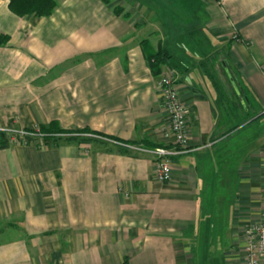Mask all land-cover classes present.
Segmentation results:
<instances>
[{
    "label": "crops",
    "instance_id": "crops-1",
    "mask_svg": "<svg viewBox=\"0 0 264 264\" xmlns=\"http://www.w3.org/2000/svg\"><path fill=\"white\" fill-rule=\"evenodd\" d=\"M54 2L19 17L0 0V126L105 138L0 142V264H213L229 224L219 262L245 264L242 231L264 221V0H138L125 18L103 0ZM159 46L172 58L154 75ZM167 72L190 139L158 183L153 156L120 144L168 143Z\"/></svg>",
    "mask_w": 264,
    "mask_h": 264
},
{
    "label": "built area",
    "instance_id": "built-area-1",
    "mask_svg": "<svg viewBox=\"0 0 264 264\" xmlns=\"http://www.w3.org/2000/svg\"><path fill=\"white\" fill-rule=\"evenodd\" d=\"M234 39L237 37L234 36ZM161 108L167 117L168 126L161 133L167 144L147 150L140 146L120 144L137 152H147L154 158V178L158 183H167L171 179L172 159L187 152L189 146L188 109L182 104L176 88V76L172 72L161 74L157 80ZM0 135L31 137L33 133L16 130L10 126H0ZM243 254L245 264H264V221L249 224L242 231Z\"/></svg>",
    "mask_w": 264,
    "mask_h": 264
},
{
    "label": "rangeland",
    "instance_id": "rangeland-1",
    "mask_svg": "<svg viewBox=\"0 0 264 264\" xmlns=\"http://www.w3.org/2000/svg\"><path fill=\"white\" fill-rule=\"evenodd\" d=\"M165 1L168 2L169 0H165ZM107 2H109V4L112 7L116 8V9L120 8L121 10L119 9V11H121L120 12L121 15H125V14L128 15L130 13L131 8H128L127 3H130V5L134 4L136 6L139 4L138 0H107ZM163 8L166 9L167 11L170 10V9H173V11H176L177 6L172 2V5H170V6L169 5L168 6L164 5ZM125 9H128V10L130 9V10L129 11L127 10V13H126ZM176 14L178 15L177 11H176ZM158 15H159V17L161 16V14H158ZM178 29L180 30L181 27L178 28ZM144 31H147V29H145ZM171 40L172 39H170L168 41L169 44H170V45H168V48L174 49L176 44H175L174 41H171ZM143 49H146L145 46H143ZM172 52H174L175 54L176 53L178 54V52H179V54L182 53V51H178V52L177 51H172ZM57 127H59V126L57 125ZM14 129H16V128H14ZM16 130H20V131L24 130V131H27L28 133L31 132V133H33V135L31 137L27 136L24 139L20 138V137H14V139H12L13 141H10L11 138L9 136L0 135V142L1 143H6V144L18 143V144H23V145H25V144H32L33 145V142H32L33 139H38L40 141L39 144L42 145V143H44V141H47L45 139V137L47 135L42 133L40 131V129H38L37 127L28 128V129H16ZM82 132H85V133L77 134L79 132H76V134H74L73 132L72 133H67V132H65L63 130L62 133H57L54 138H59V139L68 138L67 140H70V141H71V139L72 140H78V139H75V138H79V137L97 138V139L105 138V137H101V135L99 136V135H95L93 133H88L87 131H82ZM74 136H75V138H74ZM231 226L232 225L229 224V225L221 227L220 231L215 236L217 238L212 243V246H214L213 247L214 252L212 253L213 256H211V258H210V261L212 260L213 264H221V262H219L222 259L221 257H223L224 252L229 250L230 246L233 244V241L231 240V237L229 235ZM224 228H226L227 230L224 229Z\"/></svg>",
    "mask_w": 264,
    "mask_h": 264
},
{
    "label": "trees",
    "instance_id": "trees-1",
    "mask_svg": "<svg viewBox=\"0 0 264 264\" xmlns=\"http://www.w3.org/2000/svg\"><path fill=\"white\" fill-rule=\"evenodd\" d=\"M9 10L19 17H24L27 15H35L36 17H47L52 14L54 9L56 8V3L54 0H7ZM103 2L108 3L107 0H103ZM120 9V8H119ZM119 9L114 8V13L116 15H120L121 11ZM121 10V9H120ZM126 17V14L123 15ZM7 38L5 36H0V45L5 44ZM145 41H143L144 43ZM147 49H150L147 46ZM160 50L158 51H149L146 52V60L148 62L149 68L153 72L154 75H158L160 73V66L170 61L172 56L168 53L167 50L162 49L160 46ZM40 131L46 134V138L50 139L54 144L58 143L61 139L54 138L57 133H62L63 130L57 127L56 123L52 122L49 124L47 128H41ZM73 140L71 139V142Z\"/></svg>",
    "mask_w": 264,
    "mask_h": 264
}]
</instances>
